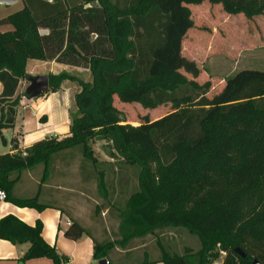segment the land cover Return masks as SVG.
I'll return each mask as SVG.
<instances>
[{
    "label": "trees",
    "instance_id": "16d2710c",
    "mask_svg": "<svg viewBox=\"0 0 264 264\" xmlns=\"http://www.w3.org/2000/svg\"><path fill=\"white\" fill-rule=\"evenodd\" d=\"M23 1L22 9L0 18V25L13 26L0 31V142L5 143L2 130L14 124L16 92L27 76L28 59L87 68L93 81L66 72L48 74L50 91L65 80L77 81L78 111L68 135L0 154L4 200L45 208L39 191L32 197L12 194L22 171L42 164L43 180L53 156L75 147L95 165L91 142L105 134L141 173L139 191L119 212L122 239L96 241L91 264L107 258L115 244L126 246L131 238L164 227L186 229L198 237L200 248L194 252L185 247L175 254L159 243V257L144 254L138 264H209L216 246L224 252L220 264H252L254 259L264 264V70L241 69L208 96L211 81L198 82L200 67L182 54L183 38L194 26L188 5L205 0ZM207 1L221 4L228 16L255 17L264 25V0ZM41 28L47 32L41 34ZM114 98L146 109L169 105L170 111L131 125L122 119ZM96 186L107 200L101 170ZM41 232L40 221L32 226L12 214L0 218V239L28 243L22 261L47 257L53 264H67ZM83 233L76 221L64 231L72 240Z\"/></svg>",
    "mask_w": 264,
    "mask_h": 264
},
{
    "label": "rangeland",
    "instance_id": "374dc122",
    "mask_svg": "<svg viewBox=\"0 0 264 264\" xmlns=\"http://www.w3.org/2000/svg\"><path fill=\"white\" fill-rule=\"evenodd\" d=\"M20 3L21 1L18 0L11 6H0V14L5 9L18 8ZM188 6L192 12L194 26L183 38L182 54L195 60L200 67V75L196 78L198 82L211 81L209 97L222 88L225 78L241 69L264 70V25L262 22L255 17L246 18L243 14L228 16L220 6L207 2ZM125 57L127 56L124 55L123 58ZM184 74L192 78L190 74ZM72 76L89 83L93 81L89 70ZM28 84L27 79L21 83L22 95L25 94ZM114 105L121 110L122 119L131 125H138L145 116L154 119L170 111L169 105L146 109L138 103L119 102L117 98H114ZM91 148L97 161L95 165L82 155L81 148L75 147L53 156L48 173L43 180H41L43 165L38 164L31 170L30 175L24 172L23 182H20L16 188L21 187L20 189H24L23 191L27 194H34L39 187L44 196L41 200H46L49 195L53 197L61 195V198L62 196L68 198L70 190L73 189L75 191L73 194L78 195L77 202L82 206L76 215L80 221L85 226H89L98 238L116 239L119 236L117 207H121L122 211L126 209L127 198L139 191L141 168L136 163L130 162L123 154H119L112 140L105 134L95 138L91 142ZM66 158L72 159L70 167H56L57 160ZM99 170L102 171L109 199H111V207L108 211L105 208L102 209V205L107 203L105 200L102 201L96 186ZM30 176L36 180L35 184L31 178H28ZM46 183H49L47 187L42 186ZM58 185L63 188L56 190L55 187ZM82 190L87 191V194H80ZM95 201L101 205L100 209L96 208ZM139 242L145 246L137 249L136 253H141L145 249L152 255L156 253L158 257L159 243L169 253L175 254H182L185 247L191 248L194 252L200 248L198 237L181 227L158 228L151 234L131 238L128 244L137 245ZM214 253L216 255L211 253L209 257V264H220L224 252L216 246ZM134 257H140V255L135 254Z\"/></svg>",
    "mask_w": 264,
    "mask_h": 264
},
{
    "label": "crops",
    "instance_id": "0c3cea01",
    "mask_svg": "<svg viewBox=\"0 0 264 264\" xmlns=\"http://www.w3.org/2000/svg\"><path fill=\"white\" fill-rule=\"evenodd\" d=\"M20 1L21 3L18 8L14 10L5 9L1 12L0 18L8 16L9 14L22 9L24 7V1ZM65 2L67 5H69L75 2V0H65ZM205 2L213 4L207 0L203 1L202 4ZM214 5L221 7V4L218 3ZM11 30H13V26L11 24L0 25L1 32ZM87 71V68L63 64L56 62L55 60L28 59L26 62L27 76L25 79H27L29 75H48L49 73L59 74L61 72H66L69 75H76L79 72ZM25 79H21L19 81L16 92V94L19 96V102L16 108L14 124L12 127L4 128L2 130L5 143L0 142V154L7 152L13 153L17 150L27 148L33 142L41 138L50 136L61 138L68 135L70 131L72 115L76 114L78 111V107L74 100V95L79 90L77 81L65 80L61 83L60 87L56 91L48 90L39 97L27 99L25 95H22L20 92L21 83ZM1 92L2 84L0 82V94ZM71 165V158L57 160L56 162V167L62 166L63 168H67ZM33 168L26 169L22 171L20 174L21 176L19 175V178L15 182L12 191V194L15 197H31L36 194H27V192H24V189H20L21 187L18 189L16 188L20 182H23L24 172H28L27 175H30V172ZM43 173L44 166L42 174ZM28 178H31L35 184L36 180L32 176ZM42 178L43 176L41 177V180ZM48 184L49 183H46L42 186L47 187ZM61 188L63 187L59 185L55 187L56 190ZM38 191L39 201L47 205L45 208L37 210L35 208L20 207L4 199H0V218L7 214H12L26 224L32 226L35 225L37 221H40L42 223V238L46 243L53 246L59 255L68 259L67 264H91L93 262L95 242L115 240L112 238H98L94 232L90 230L89 226H85V224L80 221L76 215L82 206H80L79 202H77L76 198L78 195H76V193L75 195L73 194V192H75L73 189L70 190V195L68 198L63 196L61 198V195H56L54 197L49 195L46 200H41L44 199V196L39 187ZM57 192L59 193V191ZM85 193L87 194V191L85 190L80 192L82 195ZM101 199L102 201L105 200L102 197ZM105 201L107 204L102 205V209L105 208V210L108 211L111 207V199H109V195L108 199ZM95 203L97 205L96 208L100 209L101 205H99L97 201H95ZM121 210V207H117L118 215ZM73 221L78 222L84 228V233L77 240L69 239L64 235V231L70 225L67 224V222L71 223ZM103 232L105 231L103 230ZM116 239H122L120 232ZM143 246H145V244L140 242L137 245L130 243L123 247L122 245L115 244L114 248L110 250L107 258H105L107 264H138L142 260L144 254H146L150 259L158 258L156 253L152 255L151 252L145 249H143L144 251L142 250L143 252L141 253H136V250L142 248ZM27 247L28 243L14 244L8 240L0 239V264H53L52 260L47 257H36L22 261L21 257ZM135 254L140 255V257H134ZM157 264L164 263L157 262Z\"/></svg>",
    "mask_w": 264,
    "mask_h": 264
},
{
    "label": "water",
    "instance_id": "95a60500",
    "mask_svg": "<svg viewBox=\"0 0 264 264\" xmlns=\"http://www.w3.org/2000/svg\"><path fill=\"white\" fill-rule=\"evenodd\" d=\"M17 0H0V5L10 6L16 3ZM52 1V0H46ZM47 30L42 28L40 29V33L44 34ZM29 84L25 88V97L27 99H32L39 97L43 93H46L49 90V83H48V75L47 74H40V75H29L27 77ZM1 199V197H0ZM235 251L241 256L245 257L244 253L239 249L236 248ZM98 264H107L105 258L98 260ZM252 264H258V262L254 259Z\"/></svg>",
    "mask_w": 264,
    "mask_h": 264
},
{
    "label": "built area",
    "instance_id": "2783aa9c",
    "mask_svg": "<svg viewBox=\"0 0 264 264\" xmlns=\"http://www.w3.org/2000/svg\"><path fill=\"white\" fill-rule=\"evenodd\" d=\"M23 154H24V152H23ZM0 197H1V199H4L5 198V194L1 190H0ZM67 224H70V222H67Z\"/></svg>",
    "mask_w": 264,
    "mask_h": 264
}]
</instances>
